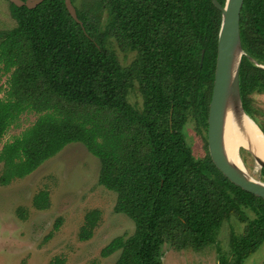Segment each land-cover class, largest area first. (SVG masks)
I'll use <instances>...</instances> for the list:
<instances>
[{
    "label": "trees",
    "instance_id": "obj_1",
    "mask_svg": "<svg viewBox=\"0 0 264 264\" xmlns=\"http://www.w3.org/2000/svg\"><path fill=\"white\" fill-rule=\"evenodd\" d=\"M76 2L81 25L64 0L32 10L9 2L16 26L0 31V73L12 72L7 98H0V140L27 108L40 115L1 149L0 184L30 175L80 143L100 161L98 184L117 195L115 211L135 224L133 236L112 240L102 257L119 251L115 264H162L165 244L194 251L213 245L234 214L245 231L231 232L230 255L218 249L219 260L243 264L264 243V201L230 183L208 153L220 11L211 0ZM217 2L224 7L226 0ZM110 39L135 54L129 66L108 48ZM240 39V97L252 119L250 97L264 95V0H245ZM135 86L140 107L128 102ZM189 118L205 143L199 160L183 133ZM33 203L46 209L47 192ZM98 219L97 211L86 214L81 241L91 238Z\"/></svg>",
    "mask_w": 264,
    "mask_h": 264
},
{
    "label": "rangeland",
    "instance_id": "obj_2",
    "mask_svg": "<svg viewBox=\"0 0 264 264\" xmlns=\"http://www.w3.org/2000/svg\"><path fill=\"white\" fill-rule=\"evenodd\" d=\"M80 2L82 0H77V5ZM15 26L9 2L0 0V31ZM108 48L115 52L122 67L129 66L135 56L133 52L120 50L114 39L109 40ZM11 73H0L2 100L7 98ZM250 100V115L264 130V95L252 94ZM128 102L141 106L136 86L132 88ZM39 115L27 108L6 130L0 140V151L30 128ZM183 133L193 157L197 160L204 158L205 143L193 119L187 120ZM239 156L250 177L264 183L261 168L253 156L244 148L239 149ZM100 167V161L82 144L74 143L30 175L5 186L0 184V264H50L56 259H62L64 264H115L119 251L106 258L101 256V251L116 238L127 240L132 237L135 224L126 215L115 211L117 195L98 184ZM2 171L3 164L0 163V176ZM41 192L48 194V206L44 210L36 209L33 203ZM92 211L99 213V219L91 238L81 241L79 233L85 216ZM56 225H59L58 229H55ZM245 226L232 214L223 222L213 245L194 251L175 250L165 244L162 264H220L218 249L222 255L229 256L231 232L242 235ZM243 264H264V243Z\"/></svg>",
    "mask_w": 264,
    "mask_h": 264
},
{
    "label": "water",
    "instance_id": "obj_3",
    "mask_svg": "<svg viewBox=\"0 0 264 264\" xmlns=\"http://www.w3.org/2000/svg\"><path fill=\"white\" fill-rule=\"evenodd\" d=\"M16 7L35 9L45 0H7ZM214 7L221 13V26L218 34L216 64L212 95L207 117V148L210 159L216 169L233 185L264 201V183L248 178L245 173L235 168L227 159L222 140L223 115L226 100L230 92L245 113L240 97L239 74L242 56L245 54L240 39V15L245 0H226L222 7L217 0H211ZM65 7L74 21L81 25L71 0H64ZM236 54H240L234 75L231 70ZM204 52L201 53V62ZM261 67V66H260ZM264 69V67H261ZM251 154V153H250ZM252 155V154H251ZM254 158V156H253ZM258 166L264 168L257 158Z\"/></svg>",
    "mask_w": 264,
    "mask_h": 264
},
{
    "label": "bare ground",
    "instance_id": "obj_4",
    "mask_svg": "<svg viewBox=\"0 0 264 264\" xmlns=\"http://www.w3.org/2000/svg\"><path fill=\"white\" fill-rule=\"evenodd\" d=\"M239 59L240 54H236L231 70L232 75H234ZM232 93L230 92L228 95L223 115L222 140L224 152L235 168L254 180L245 169L239 156V149L244 148L254 158L264 163V134L256 123L241 110Z\"/></svg>",
    "mask_w": 264,
    "mask_h": 264
}]
</instances>
